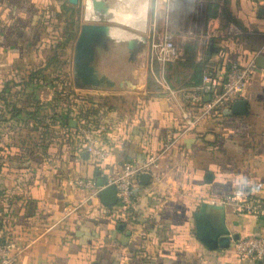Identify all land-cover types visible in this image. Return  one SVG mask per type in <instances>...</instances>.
Masks as SVG:
<instances>
[{
    "label": "crops",
    "instance_id": "0c3cea01",
    "mask_svg": "<svg viewBox=\"0 0 264 264\" xmlns=\"http://www.w3.org/2000/svg\"><path fill=\"white\" fill-rule=\"evenodd\" d=\"M180 2L131 0L134 11L129 13L146 12V29L108 24L120 34L93 45L92 67L101 85L92 88L85 87L74 70L76 41L82 25L88 24L79 23L78 14L87 0H78L76 5L70 0H0V117L10 118L2 100L9 90L3 89L43 70L38 95L47 105L49 118L63 115L76 122V127L70 124L69 128L58 123L37 125L34 120L29 126L13 120L0 125V131L10 133L2 154L17 150L0 167V221L7 227V236L26 246L18 264H264L239 258L234 243L230 249L211 251L196 239L194 215L202 203L225 205L226 224L239 239L264 234L263 217L223 204L236 191L264 201V82L254 76L236 99L247 101V115H235L232 106L221 108L182 135L181 109L188 103L179 96L168 98L159 85V92L148 87L155 64L165 75L181 57L168 62L163 72L158 55L154 58L147 43L153 27H172L174 39L184 37L181 12L175 7ZM215 4L208 13L206 38L201 42L184 39L177 49L184 54L186 46L193 47L195 63H206L205 72L212 70L222 84L231 62L264 56V15H259L262 7L249 0H226L225 12ZM87 11L82 20L89 21ZM72 19L75 24L71 26ZM119 38L126 45L115 51L114 43L123 41ZM221 50L225 58L219 57ZM68 54L71 60L64 59ZM56 64L60 74L54 72ZM125 66L126 73L118 78L101 70ZM193 73L192 67H179L176 87L196 88L186 87L194 83ZM59 75L61 81H55ZM99 88L118 90L113 96L105 91L91 97ZM124 89L131 97V106L127 99L123 101L128 109L117 103L121 98L117 96H125ZM82 114H89L90 127L109 152L102 164L86 155L76 134ZM32 125L39 131L34 144L42 143L45 150L29 153L34 144L10 139L28 135ZM48 131L51 135L46 138L43 133ZM168 133L178 139L161 160L158 178H151L149 184L137 180L133 219L120 218L118 205L107 206L101 192L95 195L99 179L106 185L125 163L158 153ZM79 179L93 182L95 188L79 187ZM77 205L82 207L66 217L67 206ZM120 224L123 229L118 228Z\"/></svg>",
    "mask_w": 264,
    "mask_h": 264
},
{
    "label": "built area",
    "instance_id": "2783aa9c",
    "mask_svg": "<svg viewBox=\"0 0 264 264\" xmlns=\"http://www.w3.org/2000/svg\"><path fill=\"white\" fill-rule=\"evenodd\" d=\"M256 7H264V0H249ZM211 34V33H210ZM153 37L160 41L156 49L162 71L166 64L174 59L182 57L183 52H179L174 41V36L168 28L158 30L153 27ZM226 53L219 51V57L225 58ZM259 56V55H258ZM253 57L243 61H233L228 67L225 80L221 84L219 76L212 70H207L202 79V83L193 90H175L164 77V73L156 78V82L162 93L170 99L182 97L188 103V106L182 107L181 118L183 122L182 135L194 130L207 118L214 116L221 108H231L236 99L246 90L249 81L254 76H259L264 82V69L256 64V58ZM154 74V73H152ZM210 98L207 101V98ZM71 103H75L71 100ZM76 134L82 141L84 150L96 161L102 164L109 156L107 149L100 146L98 136L93 132L86 121H81ZM177 139L174 133H168L166 141L161 150L139 162H127L122 170L108 179L107 186H114L117 190L118 206L120 218L132 220L131 210L135 197V184L139 177L149 174L152 179L158 178L160 162L176 144ZM76 184L85 189H94L95 184L84 179L77 180ZM102 188L96 190L98 195ZM94 196V195H93ZM223 204H232L236 211L255 217L264 218V201L258 196H249L242 191H236L233 197L223 202ZM82 205L67 206L65 216L77 212ZM7 227L3 224L0 228V264H18L26 251V246H20L16 239L5 234ZM234 253L241 259H252L256 262L264 261V234L259 236H249L241 238L234 242Z\"/></svg>",
    "mask_w": 264,
    "mask_h": 264
},
{
    "label": "water",
    "instance_id": "95a60500",
    "mask_svg": "<svg viewBox=\"0 0 264 264\" xmlns=\"http://www.w3.org/2000/svg\"><path fill=\"white\" fill-rule=\"evenodd\" d=\"M70 2L74 5L78 4V0H70ZM87 4L89 21H120L129 27H141V31L146 29L147 15L142 9L126 13L115 3H110V0H87ZM109 12L115 13L116 21L107 19V16L104 14H108ZM259 15H264V7L260 9ZM119 34L118 29L108 24L88 23L82 25L74 50V70L76 78L85 87L97 88L101 85V81L97 79L92 67L94 60L93 45L101 43L105 37L118 36ZM132 44L133 41H130V49H132ZM256 64L259 68L264 69L263 55H259L256 58ZM206 100L209 101L210 98L208 97ZM232 111L235 115H247V101H235L232 105ZM71 125L76 127V122L71 121ZM86 155H88L87 152ZM139 179L145 184H149L151 181L149 174L141 175ZM98 186L102 188L101 195L104 204L110 207L118 205L117 190L114 186L106 187L102 179H99ZM226 212L225 205L202 203L198 212L194 215L196 239L211 251L230 249L232 244L240 238L238 234H232L228 228L226 224ZM118 228L123 229L124 225L120 224Z\"/></svg>",
    "mask_w": 264,
    "mask_h": 264
},
{
    "label": "trees",
    "instance_id": "16d2710c",
    "mask_svg": "<svg viewBox=\"0 0 264 264\" xmlns=\"http://www.w3.org/2000/svg\"><path fill=\"white\" fill-rule=\"evenodd\" d=\"M75 13V12H74ZM73 13V14H74ZM211 15V12H210ZM73 22L71 23V26L75 24L74 19H72ZM195 50L193 47L191 46H186L185 50H184V54L183 56L180 58V60L176 61V63L174 64H170V66L165 70V79L167 82L170 83L171 87L174 89H181L176 87L177 86V82L180 81V79L177 77L178 72H179V67L181 68H189L192 67L194 69V73H193V77L192 80L194 81V83L186 85V87L188 86H193V87H197L202 83V79H203V75L204 72L206 70V63L201 62V63H195ZM60 65L56 64V70L54 71L56 74H60V69H59ZM47 70V68H46ZM43 70H37L34 72H31L30 75L27 77L26 81H23L20 84H14L13 87H9L8 85L3 89L2 92H4L5 90H9V94L7 96H5L2 100L4 102L5 105V110H7V113L9 114L10 118L8 120V118H4L3 116L0 117V125L5 123V122H11L12 120L17 124L19 122H23L24 125L29 126V122L34 120L35 122L33 124L37 125H54V123H58L59 127H70L71 121L69 119V116H63V115H59V116H54L52 118H49L48 116V111H47V105H44L41 103L40 99H39V88H38V84L41 81V75L43 74ZM160 72H161V68L158 64H155V66H153V76H160ZM61 75H59L55 81H61L60 80ZM175 77V78H173ZM60 84V83H58ZM64 88V84H61ZM148 87H156L155 90H159V87L156 85L155 80L153 79L152 75H149L148 78ZM64 91L60 92V94H62ZM159 92V91H158ZM59 96V94H58ZM18 97H21V99H19ZM20 105V107H19ZM56 106V105H55ZM52 105V107H55ZM88 113V112H87ZM89 115V114H88ZM88 115L86 114L85 116H81V118L79 119V123L81 121H86V123L89 125L90 119L88 118ZM50 123V124H49ZM91 123V122H90ZM37 125H32L29 127V134L30 136L26 135V138H22V137H18L21 134H16L14 133L15 136L10 137V139H18L20 140V142L23 145H27L29 143H31L32 145L34 143H37V133H39V131H37ZM90 126V125H89ZM92 129V128H91ZM43 134H46L45 137L48 138L51 133L45 132ZM30 139V142L27 140L28 138ZM29 142V143H28ZM46 147L45 145H42V143H38L37 145H33L32 148H30L29 153H34L35 150H45ZM2 222L0 221V228L2 227Z\"/></svg>",
    "mask_w": 264,
    "mask_h": 264
},
{
    "label": "rangeland",
    "instance_id": "374dc122",
    "mask_svg": "<svg viewBox=\"0 0 264 264\" xmlns=\"http://www.w3.org/2000/svg\"><path fill=\"white\" fill-rule=\"evenodd\" d=\"M217 3L218 6H220V10L222 12H225L227 5H226V0H181L180 4H175L176 9H180L179 11L181 12L180 14V19H181V26H180V30L181 33L183 34V38L181 36L179 37H175L174 41L175 44L177 46V48L180 46L181 42L186 39L192 42H201L206 38L207 35V18H208V13L209 10L211 9V5ZM216 5V4H215ZM88 10V4L84 5L83 7H81L79 9V23L81 22H92V23H99V24H111L114 25L118 28H123L126 29V25L120 21L117 22H107V21H95V20H82L83 18V14L85 10ZM81 18V19H80ZM59 26L60 23L58 22ZM64 25V24H63ZM62 28V27H61ZM161 30H163V27H160ZM171 32L174 33V29L172 27L168 28ZM177 30V28H175ZM61 34V32H60ZM151 36L147 39V43L150 47V49H153V54H154V58L155 53H156V49L159 47L160 45V41L158 40V38L155 36L153 37L152 34H150ZM123 41L121 42H116L114 44H116V46H114L115 51H120L122 49V47H125L126 43L124 38H121ZM120 38L118 40H121ZM120 55V54H119ZM64 59L67 60H71V54L65 55L63 56ZM124 58V57H123ZM101 70H105L108 71L110 73V75L118 78L119 76L123 75L126 73L127 71V67H122V68H110V69H101ZM152 74V73H151ZM161 74V73H160ZM65 75V74H64ZM154 75V74H153ZM153 79L156 80V78H159V76H153ZM71 76H72V72H71ZM158 86V84H156ZM118 90V89H117ZM116 89L113 91H109V89L106 88H99L98 92H92L91 97H99V93H103L105 91L109 92V96H113L114 92L116 93L117 91ZM125 96H117V97H121L118 98L117 103L119 105H123V107H127V109L129 108L127 105H125V103H123V101H125V99L128 100V105H130L131 103V97L129 95V90H125ZM113 94V95H112ZM123 97V98H122ZM127 97V98H126ZM130 97V98H128ZM74 98V96H71V99ZM125 98V99H124ZM127 102V101H126ZM0 111H2L0 109ZM29 133V132H28ZM9 134L7 131H0V167H3L7 162L5 161V157H12L11 155L14 153H17L16 149H12V150H7L6 152H4L5 155L2 154L1 150H4L5 147L7 146V143H9ZM31 134V133H29ZM30 136V135H28ZM23 138H26L25 136ZM28 138V137H27ZM30 142V139H27ZM13 156V157H14ZM6 157V158H7Z\"/></svg>",
    "mask_w": 264,
    "mask_h": 264
},
{
    "label": "bare ground",
    "instance_id": "6f19581e",
    "mask_svg": "<svg viewBox=\"0 0 264 264\" xmlns=\"http://www.w3.org/2000/svg\"><path fill=\"white\" fill-rule=\"evenodd\" d=\"M110 3H112L111 0H110ZM114 3L116 5H118V7L122 11H124L126 13H129L130 10L134 11V9L132 7V4H131V0H114V2L112 4H114ZM104 15L107 16V19L108 20H111V21L115 20L116 21V15H115L114 12L113 13L112 12H109L108 14H104ZM98 17H102V16H98Z\"/></svg>",
    "mask_w": 264,
    "mask_h": 264
}]
</instances>
